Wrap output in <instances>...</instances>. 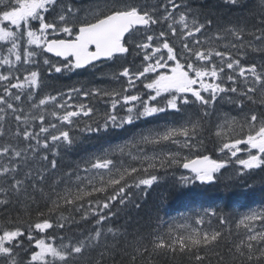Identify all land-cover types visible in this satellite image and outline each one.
Returning a JSON list of instances; mask_svg holds the SVG:
<instances>
[{"label":"snow or ice","instance_id":"6c2138e0","mask_svg":"<svg viewBox=\"0 0 264 264\" xmlns=\"http://www.w3.org/2000/svg\"><path fill=\"white\" fill-rule=\"evenodd\" d=\"M221 6L247 17L219 25L186 0H0V264H153L177 255L210 264L209 253L217 264H264V202L236 215L209 207L158 218L131 239L105 227L120 209L141 207L133 189L151 188L159 170H187L177 182L190 192L229 167L249 189L245 178L264 172V60L246 62L250 52L264 55V0ZM119 61L105 76L117 86L40 96L45 68ZM94 100L108 107L102 121ZM162 115L174 118L59 170L56 157L77 133L127 131Z\"/></svg>","mask_w":264,"mask_h":264},{"label":"trees","instance_id":"16d2710c","mask_svg":"<svg viewBox=\"0 0 264 264\" xmlns=\"http://www.w3.org/2000/svg\"><path fill=\"white\" fill-rule=\"evenodd\" d=\"M82 5H87L89 0H79ZM154 2V0H150ZM194 9L203 5V15L211 16L216 24L227 25L230 22L235 23L237 18L247 17L246 12L239 10L228 11L222 7V0H186ZM246 3L249 0H245ZM255 21L249 20V23ZM53 62L58 59L51 57ZM132 57H129L131 60ZM264 60V55L257 53H249L247 57L248 63L260 62ZM123 61L117 62V65H99L97 69H83L76 70L73 73L63 72L55 73L54 71L49 75L47 68L43 71V86L40 90V96L52 94L56 95L60 92H67L73 86L80 87L81 85L91 86H117L114 82L105 78L107 74L118 70V65ZM138 63V62H137ZM105 74V75H102ZM87 102V101H86ZM96 107L97 112L93 119L103 120L104 113L108 107L99 100L91 101ZM230 105L224 104L223 110L228 111ZM174 117L170 115H162L160 120L151 123H138L136 127L126 126L127 131L116 130L108 134H101L99 136H89L87 133H77L79 139L71 150H61L57 158L59 162V170L61 172L75 168L82 160L87 159L93 153H99L104 148L109 146V142L115 145L122 143L128 139L135 132L142 128L154 127L156 124H162L165 120H172ZM83 126V123L80 125ZM119 159V157H117ZM130 162V161H129ZM223 174L219 176L218 181L212 186L197 187L194 192L188 189L181 188L177 182L180 175H188L181 168L171 170H159L156 174L161 179L146 191L133 189L134 201L139 202L141 207L135 208L130 205L126 209L114 208L113 211H118V214L108 221L105 227L118 228L122 233H128V239L133 235L139 233L147 235L158 224V218H163L165 221H170L178 218L183 214H192L202 211L204 208H216L224 214L242 213L247 210L242 206H255L260 202H264V172L257 171L256 173L246 177L247 183L252 185V188H247L243 181L236 177L235 168L229 167L227 170H222ZM15 215V213H13ZM24 221L28 220L27 216H23ZM33 219L35 215L33 214ZM27 226L26 224L24 225ZM91 223L82 225L80 227L73 226L71 231L64 233L65 235H79L82 229L91 228ZM216 224H213L215 227ZM59 234V233H58ZM124 246V237H121V248ZM210 255V264H217L215 257ZM117 259H120L118 256ZM111 264V260L107 261ZM153 264H192L187 256L177 255L159 256L154 258Z\"/></svg>","mask_w":264,"mask_h":264},{"label":"water","instance_id":"95a60500","mask_svg":"<svg viewBox=\"0 0 264 264\" xmlns=\"http://www.w3.org/2000/svg\"><path fill=\"white\" fill-rule=\"evenodd\" d=\"M49 56H51V54H48ZM52 57H54V56H52ZM54 58H56V57H54ZM58 59V58H57ZM81 70V69H80ZM182 169V168H181ZM183 171H185V172H187V170H184V169H182ZM188 173V172H187Z\"/></svg>","mask_w":264,"mask_h":264},{"label":"rangeland","instance_id":"374dc122","mask_svg":"<svg viewBox=\"0 0 264 264\" xmlns=\"http://www.w3.org/2000/svg\"><path fill=\"white\" fill-rule=\"evenodd\" d=\"M120 115H123V112L122 111L120 112Z\"/></svg>","mask_w":264,"mask_h":264}]
</instances>
